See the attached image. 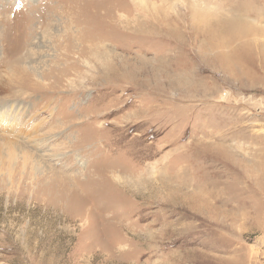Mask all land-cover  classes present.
I'll use <instances>...</instances> for the list:
<instances>
[{
    "label": "rangeland",
    "instance_id": "1",
    "mask_svg": "<svg viewBox=\"0 0 264 264\" xmlns=\"http://www.w3.org/2000/svg\"><path fill=\"white\" fill-rule=\"evenodd\" d=\"M262 259L264 0H0V264Z\"/></svg>",
    "mask_w": 264,
    "mask_h": 264
},
{
    "label": "bare ground",
    "instance_id": "2",
    "mask_svg": "<svg viewBox=\"0 0 264 264\" xmlns=\"http://www.w3.org/2000/svg\"><path fill=\"white\" fill-rule=\"evenodd\" d=\"M246 25L244 28H240L238 31L234 32L233 34H224L222 37H219L218 39L214 40L209 46L205 48V51H210V50H221L223 51L224 49H227L231 43V38L233 37H239L243 38L246 36H249L252 34V27ZM252 43V42H251ZM222 59V57H220Z\"/></svg>",
    "mask_w": 264,
    "mask_h": 264
},
{
    "label": "crops",
    "instance_id": "3",
    "mask_svg": "<svg viewBox=\"0 0 264 264\" xmlns=\"http://www.w3.org/2000/svg\"><path fill=\"white\" fill-rule=\"evenodd\" d=\"M259 264H264V259H262Z\"/></svg>",
    "mask_w": 264,
    "mask_h": 264
}]
</instances>
